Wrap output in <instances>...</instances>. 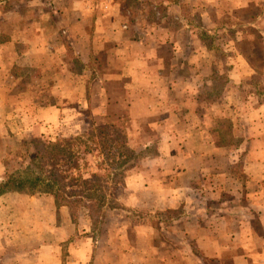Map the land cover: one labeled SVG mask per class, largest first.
Listing matches in <instances>:
<instances>
[{
    "label": "crops",
    "instance_id": "crops-1",
    "mask_svg": "<svg viewBox=\"0 0 264 264\" xmlns=\"http://www.w3.org/2000/svg\"><path fill=\"white\" fill-rule=\"evenodd\" d=\"M56 1L60 2L51 3ZM77 1L89 11L94 10L92 6L97 11L95 16L89 12L95 27L78 39L74 52L87 65L92 57H101L107 63L105 72L88 67L82 78L91 83L82 81L85 87L75 109L58 105L56 100L41 105L36 91L40 76L46 72L50 85L62 79L66 82L73 74L65 66L67 61L58 65L56 60V66L49 64L47 70H41L38 38L19 47L16 42L7 44L12 46L0 49L2 126L22 111L21 116L33 120L31 132H42L41 121L50 128L62 116H90L89 112L95 125L102 127L108 84L121 83L130 122L159 115L162 121H150V131L161 133L160 149L178 151L174 157L170 152L163 159L147 162L154 164L153 169L161 165L165 170L161 174H128L124 186L114 190V199L130 210L176 216L161 222L163 227L151 221L136 223L129 250L122 247L120 236L117 242L111 237L98 238L99 229L92 230L88 215L76 218L72 207L57 206L49 194L6 193L0 195V264H172L168 262L175 258L184 264H264V98L246 109L241 95L254 66L250 56L239 50L251 42L248 28L254 27L260 46L251 56L261 60L255 69L264 71V0H130L132 4L144 3L147 10L151 6L157 12L153 22L143 9L139 14L124 11L121 0ZM250 6L257 12V26L247 16ZM5 7L7 0H0V9ZM169 21L175 28H170ZM232 29L235 33L230 36ZM165 46L169 64L157 54ZM224 56L236 59L220 60ZM218 75H226L221 95L225 101L203 107L201 91H212ZM23 86L29 89L25 91ZM218 119L234 123L224 143L223 130L216 126ZM83 123L79 131L87 129ZM238 163L242 184L235 186L231 182L240 178L230 172ZM152 182L158 183V188L152 187ZM223 196L229 197L230 205L227 202L213 211L195 205L196 201L222 202ZM190 200L193 205H187ZM112 217L113 221L105 218L102 229L106 222L118 229L124 226L118 216ZM161 228L180 235L172 240L176 249L169 259L157 256L154 249L161 246L154 242L160 239L157 230L162 235ZM190 236L192 248L186 246L185 239Z\"/></svg>",
    "mask_w": 264,
    "mask_h": 264
},
{
    "label": "rangeland",
    "instance_id": "rangeland-1",
    "mask_svg": "<svg viewBox=\"0 0 264 264\" xmlns=\"http://www.w3.org/2000/svg\"><path fill=\"white\" fill-rule=\"evenodd\" d=\"M6 1V0H3ZM125 2V4L122 6L124 11L126 9H130L132 12L139 14V9L145 11V14L151 17V21L153 22V14L155 15L157 12L149 6V10H147V6L145 4H132L129 0H121ZM53 0H7V7H5L3 10L0 9V49L2 47L7 48V46L11 47L12 45H15V42L17 44H20L22 46L26 42H31L33 39L38 38V45L41 47V63L40 67L41 70L46 67L49 64H61L62 62L67 61V64L65 66L68 67L69 70L72 71V75L67 79L66 82L63 81L59 83L57 80L56 85H50L52 83L49 82V76L46 74V72L43 74V76H40L38 89L36 88V91L39 93L40 99H41V105L47 104V101L50 100V102H53V100H56V104L58 105H70L74 109L76 106L79 105V96L80 93L83 92V88L85 87L84 84L91 83V80H85V78L82 76L84 75V72L88 71V67H91L92 69H96L97 71L103 73L105 72L104 66H106V61L98 56H94L91 58L90 63L82 64L78 58L75 50V44L78 41V39H81L84 37V35L89 32L90 30L94 29L95 27V21L92 20V14L89 12H93V15L95 13L96 8L95 6H92L94 9L93 11H89L88 9L84 8L85 6H81L77 0H60V2L51 3ZM51 3V5H49ZM9 4V5H8ZM255 7L250 6L247 16L249 18V21H255L253 24L257 26L256 23V14L257 12L254 11ZM83 12L86 14L83 16ZM263 13V12H262ZM261 13V15H262ZM255 15V16H254ZM95 16V15H94ZM254 16V17H253ZM157 16L155 15V18ZM264 18V13L263 16ZM154 18V19H155ZM251 18H253L251 20ZM244 19H246L244 15ZM156 20V19H155ZM170 28H175L174 22L169 21ZM261 28H264V22ZM244 29V28H243ZM249 31L251 35V42L253 46L250 43H245V46L243 47H254L256 50H259V37L258 33L256 32V29L252 26H249ZM61 33V32H64ZM69 32L71 34V37H69ZM34 33H36L34 35ZM12 44V45H7ZM24 44V45H25ZM38 46V47H39ZM51 47V49L49 48ZM66 48V49H65ZM111 48V47H110ZM246 48V49H248ZM18 49V48H17ZM6 51V50H5ZM139 53V52H138ZM51 54V61L49 63V56ZM158 57L160 59H164L168 64L170 63V56L167 53V46L164 48H161L158 51ZM55 55V56H52ZM169 56V57H168ZM250 58L248 59L251 63L253 74H250V78L248 79V86L243 90L242 97L243 101L245 102L246 109L252 108L256 106V102H258L260 99L264 98V71L257 70L259 62L261 61L260 58H256V56L249 55ZM54 58V60H53ZM229 60V62L234 61L236 58L231 57L227 58L224 56V58H220V60ZM166 63V64H167ZM56 66V65H55ZM59 66H57L58 68ZM52 69V68H51ZM221 73L225 72V70L221 69ZM77 74V76H75ZM60 73L58 74L59 77ZM86 76V75H85ZM85 81L83 83L82 81ZM49 82V84H48ZM86 85V86H87ZM223 83L222 81H217V84H214V86L211 87V90L213 88H217L218 90L221 89L220 93H217V95L212 96V91H208V89H204L201 91V104L203 107H205L208 104H211L213 102L216 103H222L225 101V98L222 95V92L224 88H222ZM23 89H26L27 91L29 88L27 86H23ZM108 92L109 95L107 96L108 99H106V106H105V115L103 118H101V121L104 123L102 127H105L106 125L113 123L118 120H130L129 116L127 115L128 112V102L125 97V91H123L121 83H117L116 81L111 82L108 84ZM208 92L211 93L210 96H208ZM261 92L259 95L258 93ZM26 93V92H24ZM25 95V94H24ZM76 97V99H75ZM75 99V100H74ZM250 111V110H249ZM18 114H15L14 117L10 119V124L6 126H2V118H0V176L2 178L5 174L9 173V171L12 170V168L17 165L21 161V157L23 154V150L21 148V145L23 142L29 141L32 139V137L36 135H41L43 139L55 141L57 139H67L72 138L77 135H81V133L85 131H79L78 128H82V126H85L83 121L86 123V128H88V121L94 123V118L92 117L91 113L89 112L90 116H74L72 118H67L62 116L58 118V121L55 126H51L48 128L47 125L42 124L41 121V130L42 132L38 131H32V124L30 118L27 116H21L22 111H17ZM235 118V117H234ZM4 120V118H3ZM162 121V117L155 116L148 120H138L136 122H130V126L127 130V140L128 145L131 148L137 149L139 153H141V156L139 159H137L136 163L133 164V166L129 167L127 169V172L125 176L127 177L130 173H137V172H143L146 171L148 175L163 172L165 171L162 166H157L155 169L152 168V165L147 163L163 159L164 156H167L170 154V150H165L164 148H159V143L162 142L160 140V134L153 133L150 131V121ZM65 121V122H64ZM66 125H65V124ZM68 124V125H67ZM233 122L230 121L226 122L225 119H218L216 126L218 128H221L223 130L221 136L222 140L227 141L230 137L228 131L233 126ZM238 125V123H237ZM36 127V125H35ZM133 128H138L140 132L134 131ZM131 132L129 133V131ZM25 131V132H24ZM132 135V137H131ZM139 135V137H138ZM234 136V134H232ZM235 139H233L234 141ZM147 147V149H146ZM178 151V149H174L173 152H171L172 157H174L175 153ZM246 150L243 152V155H245ZM166 154V155H165ZM188 155L182 156L187 157ZM242 156L241 158H243ZM190 159V156L187 157ZM239 160L238 162H240ZM167 165L165 164V167ZM240 164L238 163L232 170L231 174L235 178H240L239 180H235L234 182H231L232 185L239 186L242 184L241 176H240ZM126 179V178H125ZM161 180V179H159ZM169 182V180L163 181V184ZM173 181L171 180L170 183ZM175 182V181H174ZM124 186V182L118 186L115 191L118 190L119 187ZM152 187L158 188V183H151ZM206 189H208L207 186H205ZM116 194V192H115ZM129 199V198H128ZM141 201H144L143 198H140ZM196 200V198H194ZM222 202L220 201H207V203H195V205H206V207H209L213 210L219 206H224L225 203L228 205L231 204L229 197L223 196ZM192 200L188 201L187 205H193ZM73 213L75 214L76 218L77 216L84 215L86 218L87 215H97L92 212V207H83L82 205H78L76 207H72ZM124 212L119 213H112V215L119 214L118 217L121 219L120 222L124 224L120 229H118V226L112 225L111 222H106V224L103 226V229L99 228V235L98 238H107L115 239V242L118 241V238L120 236V241L123 248L131 249V242L132 238L134 237L133 232V226L136 223H139L141 221H151L154 224H157V226H161L160 223L163 221H170L169 219L174 218L176 216V213H168V212H157V213H145L142 211H135L130 210L129 208L124 207ZM151 209V208H150ZM147 209V210H150ZM98 217V215H97ZM96 218V217H95ZM94 218V219H95ZM111 219L110 221H113V217L110 215L106 218ZM116 221V220H115ZM174 221V219L172 220ZM163 227V226H161ZM176 230H179V228H175ZM138 231V230H136ZM159 238L154 240L155 244L159 241L161 243V246H154L155 252L157 256H161L162 254L169 259L171 254L175 253V247L176 245L172 241L173 238L177 240V236L180 235H174L169 229L161 228L162 235H160V229L157 230ZM93 233V232H92ZM95 236V234H92ZM176 236V237H175ZM118 237V238H117ZM117 239V240H116ZM163 240V241H162ZM188 243L186 246H189L192 248L191 236L189 238L185 239ZM172 243V244H170ZM159 244V243H158ZM126 249V250H127ZM161 249V250H160ZM161 251V252H160ZM163 256V258H164ZM162 257V256H161ZM166 261V260H165ZM168 263L172 264H184L185 261H182L181 259H173Z\"/></svg>",
    "mask_w": 264,
    "mask_h": 264
},
{
    "label": "trees",
    "instance_id": "trees-1",
    "mask_svg": "<svg viewBox=\"0 0 264 264\" xmlns=\"http://www.w3.org/2000/svg\"><path fill=\"white\" fill-rule=\"evenodd\" d=\"M233 33L235 29L230 30V36ZM243 46L245 44L239 50L245 56L258 53L254 47L246 49ZM217 81H222L224 88L226 75H218L216 84ZM220 91L213 88L212 96ZM129 126L128 119L105 127L88 121L87 130L72 138L50 141L41 135L32 137L21 145V161L2 178L0 195L49 194L57 206L92 207L98 217L90 214L88 217L92 230L97 231L107 216L125 211L124 206L115 201L114 190L124 182L127 169L141 156L137 149L128 145Z\"/></svg>",
    "mask_w": 264,
    "mask_h": 264
}]
</instances>
